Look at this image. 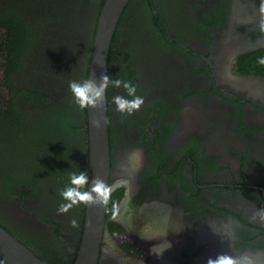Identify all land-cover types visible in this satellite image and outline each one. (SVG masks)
Returning <instances> with one entry per match:
<instances>
[{"label": "flooded vegetation", "instance_id": "af4514ba", "mask_svg": "<svg viewBox=\"0 0 264 264\" xmlns=\"http://www.w3.org/2000/svg\"><path fill=\"white\" fill-rule=\"evenodd\" d=\"M104 1L70 0L60 8L68 19L78 17L73 32L81 23L90 28L70 50L86 65ZM122 16L110 79L122 83L108 86L113 189L97 264H208L221 255L234 264H264V48L236 57L231 67L256 80L254 94L230 85L220 53L230 35L241 46L264 38V0H133ZM143 26L152 37L134 34ZM125 82L144 101L130 115L113 102L132 99ZM189 118L198 125L187 132ZM61 120L82 125L73 131L71 162L60 169L68 177L62 186L54 182L58 169L50 170L51 185L36 176L27 182L17 171L19 188L28 183L23 191L2 188L0 176V226L46 264L77 262L85 222V204L59 208L70 203L61 194L73 187L72 176L89 174L80 136H88L87 109L78 106L73 119ZM198 226L212 231L196 240ZM0 264L8 263L0 257Z\"/></svg>", "mask_w": 264, "mask_h": 264}, {"label": "trees", "instance_id": "16d2710c", "mask_svg": "<svg viewBox=\"0 0 264 264\" xmlns=\"http://www.w3.org/2000/svg\"><path fill=\"white\" fill-rule=\"evenodd\" d=\"M71 4L70 0H0V176H6L2 188L24 190L28 183L19 188L21 173L27 175V182L36 176L51 185L55 175L50 170L58 169L56 187L68 179L60 169L71 162L73 131L79 132L82 125L61 119H73L78 106L68 87L73 81L87 80L91 61V55L86 65L85 57L83 62L76 61L70 53L76 41L73 21L78 17L68 19L60 8ZM110 52L109 80L113 60L117 63L114 56H120L119 50ZM78 63L79 72L72 69L67 75L66 69ZM58 68L59 72L52 71ZM80 136L86 151L87 130ZM82 157L78 154L76 161Z\"/></svg>", "mask_w": 264, "mask_h": 264}, {"label": "water", "instance_id": "95a60500", "mask_svg": "<svg viewBox=\"0 0 264 264\" xmlns=\"http://www.w3.org/2000/svg\"><path fill=\"white\" fill-rule=\"evenodd\" d=\"M129 2L130 0H105L99 13L93 39L92 59L88 67L87 77V80L90 79L97 87L100 86L102 77L107 75L110 48L113 45L112 40L118 29L119 20ZM230 38H228L230 42L223 44L220 50L222 55V75H227L229 83L234 89L246 90L247 92L254 94L256 91L252 86L257 83L256 80L251 77H240L232 74L231 67L233 66V61L236 57L250 51L264 48V38L258 41L244 43L242 46ZM107 89L108 87L105 89L101 98L97 100L95 107L86 108L88 119L86 149L88 151L89 164L87 191L91 192L93 197H96L97 195L92 192L94 182L97 180L102 181L108 188L109 192L113 189L112 184H110L112 174L110 173L111 143L109 134L110 124L108 120ZM186 111H188L187 113L189 114L191 112L189 109H186ZM197 125L198 123L195 119L192 120L189 118L187 132H189V128L193 126L197 127ZM179 138H181V136ZM139 161H141L140 158H138V162ZM106 214L107 202L106 199L102 197L96 202L85 204V222L83 225L80 251L75 264H97L100 245L102 244V238L106 227ZM118 222L120 226L123 227L125 222L121 219H119ZM211 231L212 230L209 229L205 231V227L198 226L193 232V235H197V240L199 237L207 236ZM213 244L214 246L212 249H216V242L214 241ZM0 257L8 264H46L38 260L28 249L7 233L1 226Z\"/></svg>", "mask_w": 264, "mask_h": 264}, {"label": "clouds", "instance_id": "9594fccd", "mask_svg": "<svg viewBox=\"0 0 264 264\" xmlns=\"http://www.w3.org/2000/svg\"><path fill=\"white\" fill-rule=\"evenodd\" d=\"M112 42H116L115 38H113ZM259 63L264 64V58H262ZM107 75L102 77V82L99 87H97L90 79L84 82L73 81L70 83L69 88L74 101L81 109L95 107L97 100L101 98L105 89L109 86V83H112V85L117 88L121 86V80L110 81ZM123 87L127 90V95L129 97H132V99H126L121 96H116L114 97L113 102L116 105L117 111L122 114L127 113L130 115L134 111L139 110L144 101L142 97L136 95V88L134 85L130 84L129 82H125L123 83ZM87 181L88 177L84 173H80L78 176H72L71 184L73 185V187L67 188L61 194L62 197L70 203L61 205V207L59 208V212H67L71 207L77 204L93 203L99 200L101 197L104 199L107 198L109 190L103 184V182L99 180L94 182V187L92 189V192L97 194L96 197H93L91 192H82L80 188L83 187L87 183ZM72 223L73 226H75V221H73ZM208 264H234V261L228 256L221 255L216 257L214 260L209 259Z\"/></svg>", "mask_w": 264, "mask_h": 264}, {"label": "rangeland", "instance_id": "374dc122", "mask_svg": "<svg viewBox=\"0 0 264 264\" xmlns=\"http://www.w3.org/2000/svg\"><path fill=\"white\" fill-rule=\"evenodd\" d=\"M80 26H82V27H76V32L79 30V36H78V38H77V36H76V32H74L75 33V39L74 40H76V41H74V44H73V46H72V48L77 44V45H81L82 43H83V41H84V38H83V36L84 35H86V32H89V30H90V28H89V26L87 25V22L86 23H84V26L82 25V23L80 24ZM135 35H137V36H139V37H152V35L149 33V31H148V29H147V26H143V27H141V28H139L138 30H137V32H135L134 33ZM131 38H132V40H133V43L137 46V39H136V37L135 36H130ZM114 45H115V43H113V50H114ZM71 48V49H72ZM44 56H46V54L44 53V54H42L41 55V58L42 57H44ZM69 61V60H68ZM64 65V64H63ZM80 63H78L76 66H73V64L72 65H70L66 70H68V73H67V75H69L70 76V74H72V72H71V70L72 69H74V71L76 72V73H78L79 72V69H80ZM59 68H58V70H56V69H53L52 71H54V72H59ZM79 75H81V74H79ZM68 89H69V87H68ZM73 101H74V99H72ZM75 102V101H74ZM76 104V103H75Z\"/></svg>", "mask_w": 264, "mask_h": 264}, {"label": "bare ground", "instance_id": "6f19581e", "mask_svg": "<svg viewBox=\"0 0 264 264\" xmlns=\"http://www.w3.org/2000/svg\"><path fill=\"white\" fill-rule=\"evenodd\" d=\"M94 39V36L92 37V43H91V46H93V40ZM111 48H112V46H111ZM111 48H110V51H111ZM80 59H82V56L80 55L79 57H74V60H76V61H78V60H80ZM91 59H92V53H91ZM91 62V61H90ZM90 65V64H89ZM89 67V66H88ZM109 97H108V93H107V101L109 102V99H108ZM108 197V196H107Z\"/></svg>", "mask_w": 264, "mask_h": 264}]
</instances>
